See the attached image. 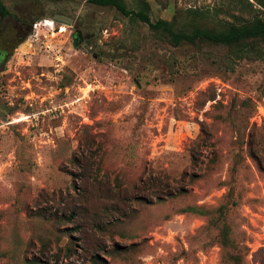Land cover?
I'll list each match as a JSON object with an SVG mask.
<instances>
[{
  "label": "rangeland",
  "instance_id": "obj_1",
  "mask_svg": "<svg viewBox=\"0 0 264 264\" xmlns=\"http://www.w3.org/2000/svg\"><path fill=\"white\" fill-rule=\"evenodd\" d=\"M1 1L0 264H264V40L238 58L112 6ZM147 1L151 21L264 16L254 0Z\"/></svg>",
  "mask_w": 264,
  "mask_h": 264
},
{
  "label": "trees",
  "instance_id": "obj_2",
  "mask_svg": "<svg viewBox=\"0 0 264 264\" xmlns=\"http://www.w3.org/2000/svg\"><path fill=\"white\" fill-rule=\"evenodd\" d=\"M85 1L94 5L114 7L119 13L130 20L145 23L154 34L163 37L175 47L184 43L194 44L196 41H206L225 45L230 48H236L235 55L240 58L247 55L246 52H244L245 48H242L246 42L249 41L251 43L255 39L264 40V16L258 14L246 20L226 22L223 25L218 24L221 19H217L216 25L207 26L195 20L196 16L203 19L206 17V13L194 8L188 9L186 14V17H190L192 21L181 22L182 20L177 19V17H174L172 20L159 18L155 21H151L149 15L150 4L147 0H137L135 7H129L125 0ZM254 1L259 6L264 7V0ZM229 3L231 5L233 2L230 1ZM227 11L228 10H226L225 13L228 14ZM7 15H9V10L0 0V17L3 18ZM234 17L237 18V16ZM34 21L35 18L31 20L30 25H32Z\"/></svg>",
  "mask_w": 264,
  "mask_h": 264
},
{
  "label": "flooded vegetation",
  "instance_id": "obj_3",
  "mask_svg": "<svg viewBox=\"0 0 264 264\" xmlns=\"http://www.w3.org/2000/svg\"><path fill=\"white\" fill-rule=\"evenodd\" d=\"M17 27V37L19 38L22 34L26 32V29H30L31 25L27 24L23 19H19ZM10 37H5L4 34L0 32V70L3 66L4 58L6 55V50L13 47V41Z\"/></svg>",
  "mask_w": 264,
  "mask_h": 264
},
{
  "label": "water",
  "instance_id": "obj_4",
  "mask_svg": "<svg viewBox=\"0 0 264 264\" xmlns=\"http://www.w3.org/2000/svg\"><path fill=\"white\" fill-rule=\"evenodd\" d=\"M54 22H62L68 25L72 24V19L63 15L56 14L54 15L53 19Z\"/></svg>",
  "mask_w": 264,
  "mask_h": 264
}]
</instances>
